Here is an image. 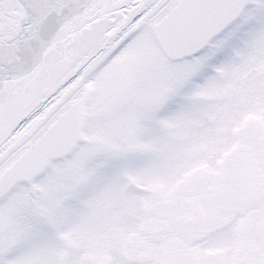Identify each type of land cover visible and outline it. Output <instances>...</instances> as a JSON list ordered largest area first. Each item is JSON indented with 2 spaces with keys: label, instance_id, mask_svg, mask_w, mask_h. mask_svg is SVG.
Returning a JSON list of instances; mask_svg holds the SVG:
<instances>
[{
  "label": "snow or ice",
  "instance_id": "obj_1",
  "mask_svg": "<svg viewBox=\"0 0 264 264\" xmlns=\"http://www.w3.org/2000/svg\"><path fill=\"white\" fill-rule=\"evenodd\" d=\"M0 264H264V0H0Z\"/></svg>",
  "mask_w": 264,
  "mask_h": 264
}]
</instances>
